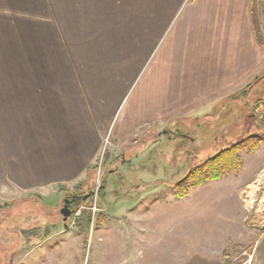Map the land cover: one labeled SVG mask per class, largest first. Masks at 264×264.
<instances>
[{
  "label": "crops",
  "instance_id": "crops-1",
  "mask_svg": "<svg viewBox=\"0 0 264 264\" xmlns=\"http://www.w3.org/2000/svg\"><path fill=\"white\" fill-rule=\"evenodd\" d=\"M185 1L0 0V206L87 182L131 90L119 145L149 141L152 129L235 93L263 94L264 27L259 44L249 0ZM245 109L240 127L250 130ZM261 138L227 174L240 176L226 181L241 183L240 194L264 171ZM252 254L264 264V249L247 264Z\"/></svg>",
  "mask_w": 264,
  "mask_h": 264
},
{
  "label": "rangeland",
  "instance_id": "rangeland-1",
  "mask_svg": "<svg viewBox=\"0 0 264 264\" xmlns=\"http://www.w3.org/2000/svg\"><path fill=\"white\" fill-rule=\"evenodd\" d=\"M141 74L135 85L148 76ZM131 91L110 120L87 182L0 206V264H247L250 249H264V171L242 194L241 183L226 182L238 181L236 174L207 181L181 198L174 187L193 164L228 144L248 133L264 136V87L261 96L245 98L244 90L175 117L152 129L149 141L127 138L119 145L114 133ZM245 108L250 130L240 127ZM68 193L90 195L74 223L69 216L64 227L60 208Z\"/></svg>",
  "mask_w": 264,
  "mask_h": 264
},
{
  "label": "trees",
  "instance_id": "trees-1",
  "mask_svg": "<svg viewBox=\"0 0 264 264\" xmlns=\"http://www.w3.org/2000/svg\"><path fill=\"white\" fill-rule=\"evenodd\" d=\"M249 11L255 39L260 44V23L264 27V0H249ZM261 139L259 135L248 133L241 139L221 148L215 154L207 156L201 162L193 164L185 176L175 182L176 196L179 198L184 197L191 188L198 187L210 180L219 179L229 173H236L241 168L243 162L239 151L245 149L246 152L251 153L259 146ZM86 194H66L65 197L68 198L69 207L75 210L81 202L87 200ZM248 253H251V249Z\"/></svg>",
  "mask_w": 264,
  "mask_h": 264
},
{
  "label": "water",
  "instance_id": "water-1",
  "mask_svg": "<svg viewBox=\"0 0 264 264\" xmlns=\"http://www.w3.org/2000/svg\"><path fill=\"white\" fill-rule=\"evenodd\" d=\"M89 195H90V193H87L85 195V197H88ZM72 212H73V210L68 205V198H65L64 203H63L62 207L60 208V213L62 215V219L65 222L64 227H67L66 220L72 214Z\"/></svg>",
  "mask_w": 264,
  "mask_h": 264
},
{
  "label": "built area",
  "instance_id": "built-area-1",
  "mask_svg": "<svg viewBox=\"0 0 264 264\" xmlns=\"http://www.w3.org/2000/svg\"><path fill=\"white\" fill-rule=\"evenodd\" d=\"M107 141V139H106ZM100 169V166L98 167V170ZM97 191L98 189L96 188L95 191H92V193H95V195L97 194ZM84 206H80V207H77L75 210H73L72 214L70 215L71 216V220H70V225L72 223H74V220L80 215L81 213V208H83ZM90 209L92 210V213L95 212V210L97 209L95 203L90 206Z\"/></svg>",
  "mask_w": 264,
  "mask_h": 264
}]
</instances>
